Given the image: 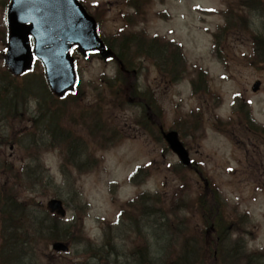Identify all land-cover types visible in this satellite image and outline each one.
Segmentation results:
<instances>
[{
    "label": "rangeland",
    "instance_id": "374dc122",
    "mask_svg": "<svg viewBox=\"0 0 264 264\" xmlns=\"http://www.w3.org/2000/svg\"><path fill=\"white\" fill-rule=\"evenodd\" d=\"M1 1L0 53L3 47ZM82 1L91 15L103 17L100 29L104 34L114 33L121 26L119 12L125 9V0ZM233 1L236 0H150L145 12L146 23H140L136 29L145 26L150 35L181 43L186 64L188 62L185 74L176 79L177 74L172 76L169 68L163 70V66L136 59L130 64L137 88L133 95L135 99L140 98L138 94L144 97V110L134 105L135 99L129 100L120 92L118 100L123 104L115 106L112 101L102 115L99 112L101 101L110 98L106 99L109 90L103 85H114L125 68L115 60L85 59L75 52L80 100L66 107L69 149H65V158L62 159L58 149L45 148L41 143L37 151L41 154L39 168L32 172L34 177L31 175L30 181H20L19 177L24 179L27 175L22 176L15 169L35 162L29 142L18 141L21 149L14 146L3 149L5 171L9 181H13L10 183L13 189L18 191L9 192L10 188L3 186L2 177L3 198L10 195L23 201L27 211L46 222L54 218L45 208L48 199L59 198L66 206V217L56 223L57 231L67 237V240L59 239L68 243L69 251L56 253L50 249L52 239L41 241L40 254L47 264H141L137 250L135 254L127 251L137 247L144 255L152 253L151 256L159 258L171 241L175 245L190 242L196 249L197 239L203 238L209 229V224L204 229L203 206L213 205V199H216L218 212L227 220L235 221L224 230L228 233L224 243L228 244L229 238L239 237L247 253L251 252L250 248H264V146L255 145L259 141L251 140L248 125L238 123L235 114L237 105L243 102L250 106L255 121L264 125V65L255 66L247 59L254 49L255 38L251 34L264 36V0L255 6L237 2L236 17L237 20L242 17L244 27L229 30L221 43L224 57L218 58L213 33L224 22L222 11L227 8V2ZM173 61L177 64L176 58ZM34 70H37L36 77L42 71L39 66ZM199 76L208 81L206 91L194 86V93L192 87ZM164 81L172 84L165 85ZM255 81H260L261 86L259 91L252 92ZM76 112L90 116L97 123L102 121L105 130L112 129L111 135L116 140L109 146L115 144L116 147L108 149L104 141L96 140L88 124H83ZM27 113L36 114L35 101H31ZM195 113L200 114L196 122L202 125L203 132L196 137L189 152L195 161L194 171L178 172L177 157L159 143L157 126L146 120L161 118L165 127L179 123L177 128L187 134L193 128L189 121ZM231 120L232 124L226 128V121ZM6 133H11L10 128L0 127V140ZM17 136L19 139L20 131ZM34 137L42 139L43 133L36 128ZM148 163L150 165L145 166ZM138 167L148 169V178L144 181L140 176L138 182L128 181V176ZM41 173L40 179H35ZM181 174L186 179L180 180L178 175ZM184 180L189 181L186 192H182ZM205 182L210 183L211 188L208 189ZM140 192L146 194L138 200L136 208L125 204ZM152 194L158 195L155 203L149 200ZM162 204L169 207L166 214L171 215H163ZM119 210L122 213L117 221ZM244 213L250 216V225ZM171 219L177 222L178 237L173 240L171 235L162 237V226ZM250 233H255L254 240ZM83 234L84 237L80 236ZM205 238L207 249L202 254L209 263L211 258H220V255L208 249L213 246V236L205 234Z\"/></svg>",
    "mask_w": 264,
    "mask_h": 264
},
{
    "label": "trees",
    "instance_id": "16d2710c",
    "mask_svg": "<svg viewBox=\"0 0 264 264\" xmlns=\"http://www.w3.org/2000/svg\"><path fill=\"white\" fill-rule=\"evenodd\" d=\"M6 2L7 0L5 4ZM237 2H243L247 6H255L257 3H262L260 0L227 2V8L222 11L224 22L218 25L216 31L213 33V37L216 39L213 42L215 45L214 52L220 54L218 58H220L223 52L221 43L224 41L225 35L229 34V30L232 27H244V24L241 23L242 17L238 20L236 17ZM149 3L150 0H125V9L119 12V16L123 22L114 33L108 35L104 34L100 29L103 17L93 14L98 22L101 37L104 39L105 44L112 49L113 54L109 60H115L125 68L124 74L118 77L114 85H110L109 83L103 85L105 89L109 90V95L106 99L110 98L101 101L102 109L99 112L102 115H104L105 110L110 108L112 101L113 105L115 103V106L123 104L118 100L120 92L129 100L135 99V95H133L136 88L134 84L135 77L130 73V64L136 59L142 58L155 66H163V70L169 68L173 71L171 72L172 76L177 74L176 79H180L185 74L188 62L186 64V58L180 43L174 39H168L157 34L150 35L145 26L141 30L136 29V26L140 23H146L145 12ZM238 13L241 12L238 11ZM251 35L255 38V41H253L254 49L247 59L255 66H262L264 65V36L261 38L253 33ZM1 42L3 44L6 43V29L2 33ZM173 52L174 54L171 55L170 53ZM92 57L97 58L98 55L92 54L87 58ZM175 58L177 59V64L173 61ZM0 59H2V54H0ZM101 76H99V80H101ZM138 96L140 98L135 99L136 102L133 103L138 107L141 106L144 110L146 100L140 94ZM150 96L152 97V95ZM77 100H80L79 86L73 93H70L63 99H59L49 91L43 74L39 73V76L36 77L35 73L30 71L23 75L21 79H16L7 69L0 66V127L5 126L6 128H10L11 132L6 133L0 140V178L4 177L3 186L9 187V192L18 193L10 184L13 181H9L8 172L5 171L3 149L10 147V145L21 149L18 141L22 143L29 142L35 156V162L29 167L22 165L20 169H15L20 175H27L24 179L19 177L20 181H30L34 177L32 172L39 168L38 162H40L41 154L37 153V151L41 143L45 145V148L48 146L51 150L58 149L62 159H64L65 149H69L67 140L69 132L65 123V117L67 116L66 107L70 102ZM31 101H35L36 104V114L34 115L27 113ZM77 105L82 108L80 103H77ZM248 109L249 106L247 104L240 102L237 108V113L239 114L238 123L249 120ZM146 112L148 111L146 110ZM76 114L80 116V121L83 124H88L96 140L104 141L106 146L116 140L111 135L112 129L105 130V125L102 121H98L97 123L88 115H82L80 112H76ZM193 119L194 122L192 121ZM195 122V117H193L190 119L189 125ZM19 126L20 130L18 129ZM36 128L43 133L42 139L38 138L37 140L34 137ZM18 131H20L19 139L17 136ZM11 136L13 140H10ZM40 175L42 173L39 176H35V179L39 180ZM205 184L209 185L208 189L212 186L207 182ZM2 192H4L3 189L0 190V205L3 204L2 208H0V264H47L40 254L42 247L40 242L56 237L67 240L65 235L59 234L57 231L56 222L59 218L54 216L51 222L38 219L32 212L24 208L23 201H17L10 195L3 198ZM213 203V205L207 204L203 206L206 216L204 219V229L208 227V224L209 229L204 233L203 238L197 239L198 246H196V249L193 247L194 244H190V242L186 245V242L181 241L175 245L171 241L170 245H167L164 250V254H161L159 258L151 256L152 253L144 255L137 247L127 252L135 254L137 250L141 264H263L264 253H247L242 249L239 237L235 239L227 238L228 244L224 243L225 236H228V233L224 230L233 225L235 221L230 218L227 220L223 213L218 212L219 207L215 204L216 199H213ZM236 218L240 220L239 217ZM72 226H75V223ZM176 226L177 223L174 222V219L167 221L162 226L164 230L162 237L167 238L171 235L170 239L172 240L178 237ZM205 234L212 235L214 238L212 242L213 246H210L208 249L210 251L216 250L217 254L220 255L218 256L220 258H211L209 263L208 259H205L204 254H202V252L205 253L204 250L207 249L206 244L208 243L207 241H203L206 239ZM80 236L84 237V234ZM178 255L179 259L177 258Z\"/></svg>",
    "mask_w": 264,
    "mask_h": 264
},
{
    "label": "water",
    "instance_id": "95a60500",
    "mask_svg": "<svg viewBox=\"0 0 264 264\" xmlns=\"http://www.w3.org/2000/svg\"><path fill=\"white\" fill-rule=\"evenodd\" d=\"M9 29L5 62L18 75L29 68L33 56L41 59L51 90L58 96L74 88L76 73L74 59L70 55L73 46L84 54L98 50L102 57L111 54L99 39L96 22L78 0H11L6 9ZM33 38V47L29 37ZM259 88L255 82L252 90ZM170 147L183 163H189L187 153L176 136L165 135ZM51 212L63 216L61 201L51 199L47 203ZM53 249L66 251L67 246L54 242Z\"/></svg>",
    "mask_w": 264,
    "mask_h": 264
},
{
    "label": "flooded vegetation",
    "instance_id": "af4514ba",
    "mask_svg": "<svg viewBox=\"0 0 264 264\" xmlns=\"http://www.w3.org/2000/svg\"><path fill=\"white\" fill-rule=\"evenodd\" d=\"M256 141H259V142H260L261 139H260V140H256ZM259 142H258V143H255V145H257L258 147L263 146V145H262L261 143H259ZM253 157H256V156H253Z\"/></svg>",
    "mask_w": 264,
    "mask_h": 264
},
{
    "label": "snow or ice",
    "instance_id": "6c2138e0",
    "mask_svg": "<svg viewBox=\"0 0 264 264\" xmlns=\"http://www.w3.org/2000/svg\"><path fill=\"white\" fill-rule=\"evenodd\" d=\"M6 51V50H5ZM231 171V170H230Z\"/></svg>",
    "mask_w": 264,
    "mask_h": 264
}]
</instances>
